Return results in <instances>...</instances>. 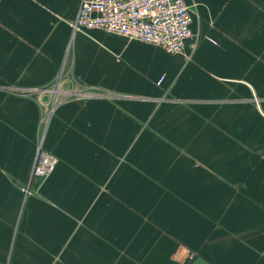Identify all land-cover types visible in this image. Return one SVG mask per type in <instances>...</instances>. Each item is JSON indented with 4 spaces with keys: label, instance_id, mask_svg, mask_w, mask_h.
Here are the masks:
<instances>
[{
    "label": "crops",
    "instance_id": "obj_1",
    "mask_svg": "<svg viewBox=\"0 0 264 264\" xmlns=\"http://www.w3.org/2000/svg\"><path fill=\"white\" fill-rule=\"evenodd\" d=\"M81 1L0 0V264H264V0H196L177 54Z\"/></svg>",
    "mask_w": 264,
    "mask_h": 264
},
{
    "label": "built area",
    "instance_id": "obj_2",
    "mask_svg": "<svg viewBox=\"0 0 264 264\" xmlns=\"http://www.w3.org/2000/svg\"><path fill=\"white\" fill-rule=\"evenodd\" d=\"M199 6L196 0H82L76 19L71 23L74 30L103 29L161 47L168 53H184L189 40L197 36L192 29L193 9ZM207 38L216 42L211 36ZM165 76H161V85ZM62 77L53 83L30 88L39 95L48 93L49 109L62 99L87 95L83 89H65ZM64 94V97L61 95ZM59 158L52 151L39 145L29 182L23 187L32 193L39 180L48 177L56 169Z\"/></svg>",
    "mask_w": 264,
    "mask_h": 264
},
{
    "label": "rangeland",
    "instance_id": "obj_3",
    "mask_svg": "<svg viewBox=\"0 0 264 264\" xmlns=\"http://www.w3.org/2000/svg\"><path fill=\"white\" fill-rule=\"evenodd\" d=\"M49 94L48 93H45V95L44 96H48Z\"/></svg>",
    "mask_w": 264,
    "mask_h": 264
}]
</instances>
